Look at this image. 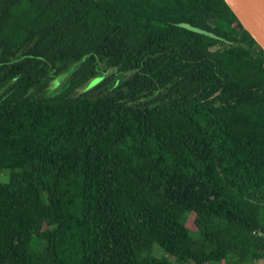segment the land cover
I'll return each instance as SVG.
<instances>
[{
    "label": "trees",
    "instance_id": "16d2710c",
    "mask_svg": "<svg viewBox=\"0 0 264 264\" xmlns=\"http://www.w3.org/2000/svg\"><path fill=\"white\" fill-rule=\"evenodd\" d=\"M0 174V264H264V50L224 0H0Z\"/></svg>",
    "mask_w": 264,
    "mask_h": 264
},
{
    "label": "water",
    "instance_id": "95a60500",
    "mask_svg": "<svg viewBox=\"0 0 264 264\" xmlns=\"http://www.w3.org/2000/svg\"><path fill=\"white\" fill-rule=\"evenodd\" d=\"M232 12L235 14L239 22L242 24L244 29L252 36V38L259 44L264 50V0H224ZM97 75L86 82L78 93H84L91 91L96 85H98L105 76ZM94 78L100 80L91 85L90 82Z\"/></svg>",
    "mask_w": 264,
    "mask_h": 264
},
{
    "label": "rangeland",
    "instance_id": "374dc122",
    "mask_svg": "<svg viewBox=\"0 0 264 264\" xmlns=\"http://www.w3.org/2000/svg\"><path fill=\"white\" fill-rule=\"evenodd\" d=\"M162 26H164V25H162ZM107 67L106 66H103V69L102 70H104V71H107V69H106ZM75 69H76V66H74L72 69H70L69 70V72H67V73H64V74H61V75H59V76H55L51 81H50V84H49V93L51 94V95H53V94H55L56 92H58L59 90H61V89H63L65 86H68V81H69V75L71 76L72 74H73V72L75 71ZM103 73H101L100 75H102ZM107 74L109 75V74H113V70L112 69H109L108 71H107ZM107 74H105V76L107 75ZM131 74V73H130ZM99 75V76H100ZM126 76H128V75H122V74H120L119 75V78H126ZM128 77H130V75L128 76ZM100 79L99 78H94L91 82H90V84L91 85H94V84H96L98 81H99ZM77 92H78V90H77ZM0 180H2V181H5V180H7V178L5 177V175L4 174H0ZM155 251H156V255H158V256H162L163 254H164V252H163V250L161 249V248H159V247H156L155 248ZM169 258H170V260H172V261H175V258L174 257H171V256H168ZM264 262V260L263 261H260L259 263H263ZM190 264H192V263H190Z\"/></svg>",
    "mask_w": 264,
    "mask_h": 264
},
{
    "label": "flooded vegetation",
    "instance_id": "af4514ba",
    "mask_svg": "<svg viewBox=\"0 0 264 264\" xmlns=\"http://www.w3.org/2000/svg\"><path fill=\"white\" fill-rule=\"evenodd\" d=\"M101 72V71H100ZM99 72V74H97V75H100L101 73ZM122 71H118L117 73H115L116 74V80H115V85H114V89L116 88V90H117V95L118 96H121V94H122V92H121V84H122V81H123V79L122 78H119V75L120 74H122V75H124L123 73H121ZM97 75H95V76H97ZM126 75H130L131 76V74H130V72H128V73H126ZM150 77H153L154 76V74L153 75H150V74H148ZM94 76V77H95ZM93 78V77H92ZM177 79H180V78H178V76H175L174 78H173V80L175 81V80H177ZM90 80V79H89ZM88 80V81H89ZM158 85H159V87H160V89H157L158 91H156V94L157 95H160V96H163L164 98H166V99H169V96H170V94H172L171 96H173V97H175L176 96V93L175 92H172L171 93V90H172V86H173V82L171 81V82H168V83H166L165 85H160L159 83H157Z\"/></svg>",
    "mask_w": 264,
    "mask_h": 264
}]
</instances>
